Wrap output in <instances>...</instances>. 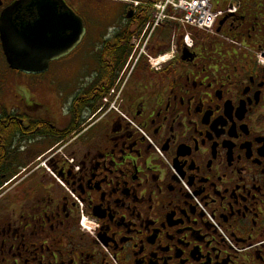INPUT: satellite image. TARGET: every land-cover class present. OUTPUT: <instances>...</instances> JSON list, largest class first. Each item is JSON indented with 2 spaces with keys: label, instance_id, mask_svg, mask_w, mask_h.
Here are the masks:
<instances>
[{
  "label": "flooded vegetation",
  "instance_id": "flooded-vegetation-1",
  "mask_svg": "<svg viewBox=\"0 0 264 264\" xmlns=\"http://www.w3.org/2000/svg\"><path fill=\"white\" fill-rule=\"evenodd\" d=\"M34 1L0 0L13 50ZM60 1L85 34L45 72L0 32V264H264V0H213L216 31L157 66L143 3ZM79 53L85 86L40 101Z\"/></svg>",
  "mask_w": 264,
  "mask_h": 264
},
{
  "label": "water",
  "instance_id": "water-1",
  "mask_svg": "<svg viewBox=\"0 0 264 264\" xmlns=\"http://www.w3.org/2000/svg\"><path fill=\"white\" fill-rule=\"evenodd\" d=\"M62 1L36 0L32 6L38 8L40 17L43 18L42 24L34 23L31 27L32 39H26L24 45H17L13 50L12 42H6V35L12 36L5 24L1 26V39L5 48L7 62L12 69L22 71L25 74L43 73L48 68L50 60L58 59L73 50L81 41L85 34V26L82 18L76 15L72 10L59 11L57 14L50 13L48 8L61 7ZM57 17L51 20L49 17ZM30 28V27H27ZM49 29L52 37H45V31ZM66 31L68 36L65 35ZM42 33V35H41ZM13 40V39H11ZM15 41V39L13 40ZM29 41L32 45H29ZM14 43H17L15 41ZM10 49V51H9Z\"/></svg>",
  "mask_w": 264,
  "mask_h": 264
},
{
  "label": "rangeland",
  "instance_id": "rangeland-1",
  "mask_svg": "<svg viewBox=\"0 0 264 264\" xmlns=\"http://www.w3.org/2000/svg\"><path fill=\"white\" fill-rule=\"evenodd\" d=\"M150 21L152 20V11L150 7ZM233 15V14H229ZM111 24H105L103 27H101L102 32H106L107 30L110 31L109 26ZM151 30V29H150ZM185 34V30L179 26L178 23L176 22H164L161 25H158L154 30H153V39L155 40L156 43H159L160 40L163 38L162 43H160L161 49H165L164 51H157V53L164 54L167 52H170L172 49V43H174V46L178 47L182 44L183 42V37ZM206 34H212L208 33L206 31H189V37L192 39L193 43L195 42L196 39H200L203 37H206ZM139 39V38H138ZM170 50V51H169ZM166 51V52H165ZM155 57V56H153ZM73 59V60H72ZM72 65L69 66L63 72L62 75H59L57 77L51 78V77H44L41 76L39 81H41V88L36 90L35 89V94H37V97L40 99V101L46 102L45 99L41 96V94L49 99V102H51V107H55V98L57 94L65 93V91L68 89H71L72 87H76V90L79 89L80 87L85 86L86 82L89 80L90 77L88 76L90 73L89 69V60L85 55L82 53L77 54L72 58ZM264 61V60H263ZM32 76H27L26 75V81L30 82L33 81L34 79L31 78ZM79 87V88H78ZM51 94V95H49ZM50 96V97H49ZM110 94L105 96L106 101L108 100ZM105 101V100H104ZM7 102H12L11 100H7Z\"/></svg>",
  "mask_w": 264,
  "mask_h": 264
},
{
  "label": "built area",
  "instance_id": "built-area-1",
  "mask_svg": "<svg viewBox=\"0 0 264 264\" xmlns=\"http://www.w3.org/2000/svg\"><path fill=\"white\" fill-rule=\"evenodd\" d=\"M222 14V10L214 8L213 0H159L152 6V20L147 24V28L152 32L164 22H176L185 30L184 45L191 47L193 41L189 37V31L192 29L213 32ZM166 58L161 56L156 61ZM259 61L264 63L261 58Z\"/></svg>",
  "mask_w": 264,
  "mask_h": 264
},
{
  "label": "trees",
  "instance_id": "trees-1",
  "mask_svg": "<svg viewBox=\"0 0 264 264\" xmlns=\"http://www.w3.org/2000/svg\"><path fill=\"white\" fill-rule=\"evenodd\" d=\"M141 1H146V2H155L156 0H141ZM118 39H120L121 38V35H119V36H116ZM126 38H129V36H126ZM102 96H100V95H98V98H101ZM91 101H94L95 102V100H91Z\"/></svg>",
  "mask_w": 264,
  "mask_h": 264
},
{
  "label": "bare ground",
  "instance_id": "bare-ground-1",
  "mask_svg": "<svg viewBox=\"0 0 264 264\" xmlns=\"http://www.w3.org/2000/svg\"><path fill=\"white\" fill-rule=\"evenodd\" d=\"M222 16V15H221Z\"/></svg>",
  "mask_w": 264,
  "mask_h": 264
}]
</instances>
